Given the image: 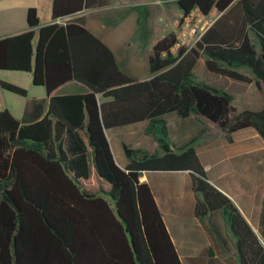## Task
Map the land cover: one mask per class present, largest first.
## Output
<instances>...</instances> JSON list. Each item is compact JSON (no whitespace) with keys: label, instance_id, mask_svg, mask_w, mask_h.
I'll return each mask as SVG.
<instances>
[{"label":"trees","instance_id":"1","mask_svg":"<svg viewBox=\"0 0 264 264\" xmlns=\"http://www.w3.org/2000/svg\"><path fill=\"white\" fill-rule=\"evenodd\" d=\"M84 1L52 0L46 25L29 7L27 29L0 38V71L29 73L48 99L41 118L42 101H33L22 119L0 111V264H181L151 189L140 181L150 171L188 172L196 218L203 223L219 214L235 239L238 264H264L255 232L209 182L193 148L199 136L174 152L164 119H204L229 143L247 128L264 140V105L237 112L228 92L193 74L203 58L212 74L254 82L264 102V0H173L183 15L198 7L215 20L190 49L172 51V32L157 41L146 80L127 76L111 50L82 25L55 23L80 13ZM69 83L86 92L56 95ZM0 90L27 95L2 80ZM143 120L160 152L149 155L123 144L128 164L120 168L104 130ZM208 224L215 228L211 219Z\"/></svg>","mask_w":264,"mask_h":264},{"label":"crops","instance_id":"2","mask_svg":"<svg viewBox=\"0 0 264 264\" xmlns=\"http://www.w3.org/2000/svg\"><path fill=\"white\" fill-rule=\"evenodd\" d=\"M168 1L173 0H85L83 10L74 16L68 17L67 20L82 25L99 38L111 50L116 63L127 76L146 80L150 78L148 58L152 46L162 39L164 34H168V26L171 27L170 30L173 29L174 20L182 14L177 8L173 20L164 21L162 24L160 20L157 22L156 18L168 17ZM51 2L52 0H45L49 16L44 22L40 19L41 25L51 23ZM29 7H35L38 11L36 4L31 5L27 1L0 0V38L27 29L26 12ZM130 8L152 11L154 17L145 28L148 36L143 55L144 74L140 76H137L134 70L124 69L120 65L113 45L104 39L103 33H100L94 24V22H98L103 28H106L110 22L108 21L109 15L112 16L116 11ZM214 20L215 18L210 26ZM36 39L35 37L34 43ZM199 61L204 64V59L199 58L195 66ZM243 72L251 77V74L246 70H243ZM27 74L28 77H24L23 85H19L24 86L27 91V95L22 97L23 100L7 96L5 93L10 92L0 90V111L7 109L16 119H22L25 116L33 101L44 102V109L40 118L47 112L48 99L45 89L33 86L31 75ZM10 77L15 76L11 75ZM227 79L230 82L227 91L221 90L228 92L233 97L234 107L237 104L235 93L240 95L245 92L250 95L248 96L251 97V104L255 108L250 111H260L263 108V94L257 89L254 82L242 83ZM0 80L19 84L15 83L14 78ZM85 92L86 88L84 86L69 83L61 87L56 95L84 94ZM14 103L17 105L14 106ZM235 109L240 112L236 107ZM169 115H165L164 119L167 125V142L170 140L171 149L178 152L176 148L184 145L190 138L199 136L193 144V148L209 182L231 199L264 246V140L262 137L256 130L247 128L235 132L232 135V141L229 143L215 124L209 126V124L203 123L195 117L180 119L174 114ZM147 125L148 121L143 120L104 130L114 161L120 168H125L128 164V159L123 151V144L149 155L160 152L152 134L145 132ZM140 181L147 183L151 189L156 205L162 215L164 226L181 264H227L225 260L221 259L223 251H231V248L227 246L226 236L218 228H214L216 230L213 234L208 224V219L211 216H208L203 223L195 216L197 194L193 190L188 172H142ZM254 215L259 220L258 225L254 223ZM205 228L211 230L209 235L206 233ZM210 239L215 243L211 249ZM233 240L235 241L234 238ZM234 264H238L237 255Z\"/></svg>","mask_w":264,"mask_h":264},{"label":"rangeland","instance_id":"3","mask_svg":"<svg viewBox=\"0 0 264 264\" xmlns=\"http://www.w3.org/2000/svg\"><path fill=\"white\" fill-rule=\"evenodd\" d=\"M23 1H27L31 5L36 4L38 6V15L41 21L44 22L46 19H48L49 13L46 7L45 0ZM176 9L177 6L175 5V2L168 1V17L161 16L159 18H156L157 22H159L160 20V23L162 24L164 21L169 22L173 20V15L176 12ZM108 17H110L108 20L110 22L106 28H103L100 23L94 22L96 28L99 29L98 31L100 33H103L104 39L113 45L120 65L124 69L134 70L137 76L143 75L145 64L143 61V55L146 48L148 36V34L145 32V28L154 18L152 15V11L141 10L139 8H130L116 11L114 12V15H109ZM193 74L196 81L208 84L215 88L226 90L230 85V82L227 78L209 73L201 61H199L195 66ZM11 75H14L15 77H10ZM25 76L28 77V74L24 72L0 71V79L11 80L14 78L15 83H19L18 86L23 85ZM20 87L24 88V86ZM5 94L7 96H13L17 100H23L22 97L13 95L11 93ZM248 95L245 92L241 93L240 95L239 93H235V101H237L235 107L238 111H242L245 109H255L251 104V97H249L250 95ZM15 105L17 104L14 103V106ZM199 120L203 123L209 124V126H213V124L205 121L204 119ZM168 142H170V140H168ZM253 218L255 221L254 223H257L258 225L259 220L256 215H254ZM210 219L214 224V227L218 228L222 232V234L226 236V239L228 240L227 246L231 248V251H223L221 253V259L225 260L227 264H234L236 262V251L235 241L233 240L231 232L228 230L219 214L211 216ZM210 228L213 234H215V229L212 226H210Z\"/></svg>","mask_w":264,"mask_h":264},{"label":"built area","instance_id":"4","mask_svg":"<svg viewBox=\"0 0 264 264\" xmlns=\"http://www.w3.org/2000/svg\"><path fill=\"white\" fill-rule=\"evenodd\" d=\"M212 18L205 16L198 7L193 8L188 14L183 15L173 22V29L168 26V33L172 32L176 36V43L172 47V51H177L180 47L188 49L195 47L206 30L210 27ZM67 18L58 19L55 23L65 25ZM167 34H164V38Z\"/></svg>","mask_w":264,"mask_h":264},{"label":"water","instance_id":"5","mask_svg":"<svg viewBox=\"0 0 264 264\" xmlns=\"http://www.w3.org/2000/svg\"><path fill=\"white\" fill-rule=\"evenodd\" d=\"M36 38H37V34H36Z\"/></svg>","mask_w":264,"mask_h":264}]
</instances>
